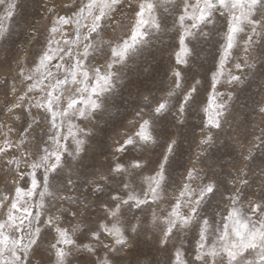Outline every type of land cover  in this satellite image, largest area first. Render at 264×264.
Returning <instances> with one entry per match:
<instances>
[{
	"label": "snow or ice",
	"instance_id": "obj_1",
	"mask_svg": "<svg viewBox=\"0 0 264 264\" xmlns=\"http://www.w3.org/2000/svg\"><path fill=\"white\" fill-rule=\"evenodd\" d=\"M24 2L0 0V41ZM42 6L44 43L31 66L26 57L17 61L25 90L16 95L13 86L16 102L7 108L22 109L27 127L15 143L12 127L0 133V160L14 173V194L0 193V264L37 257L36 264L78 257V264H160L142 251L145 244L168 252V264H264V128L251 141L248 133L245 143L237 138L246 126L242 97L254 84L264 95V0H69L63 14L55 0ZM39 35L29 26L27 43ZM156 44L155 52L169 56L170 86L159 98L144 83L154 72ZM205 45L216 53L201 76L196 62L203 67ZM99 58L103 65L92 63ZM125 93L137 101L130 119ZM193 113L202 114V135L188 167L180 149ZM258 113L264 117V102ZM36 129L47 139L33 154L26 138ZM226 130L237 136L223 143L224 154L238 146L244 164L233 162L222 180L215 170L222 157L209 149ZM102 155L106 170L97 166ZM178 167L182 181L163 209ZM217 197L227 201L225 215L212 207ZM188 234L191 254L181 242Z\"/></svg>",
	"mask_w": 264,
	"mask_h": 264
},
{
	"label": "rangeland",
	"instance_id": "obj_2",
	"mask_svg": "<svg viewBox=\"0 0 264 264\" xmlns=\"http://www.w3.org/2000/svg\"><path fill=\"white\" fill-rule=\"evenodd\" d=\"M65 2H69V0H55V6L58 11L62 14L66 9H64L63 5ZM43 3H47V0H25L23 7L19 10L17 16L15 17L14 22L11 26V35L4 41H0V125L3 127L0 128V133H4L8 131V127H12L14 131L9 134V139H11L14 143L18 142L20 137V133L23 131V128L27 127V123L25 122V116L22 109H16L14 113H8L7 108L10 107L13 103L16 102V95H19L25 90V85L21 83V79L17 76L18 65L17 61L22 57H26L29 66H31V61L36 56V54L40 51L41 45L44 43V37L47 34V28L49 26L48 14L45 13L44 8L42 6ZM49 7H52L53 4L49 3ZM171 24V19L169 20ZM221 21V25H222ZM29 26H34L40 33L39 39L31 44L27 43L28 36V28ZM123 31L117 32L116 36H123ZM111 33H107L105 38H108ZM219 40V37H216ZM166 42H168L166 40ZM160 45L156 44L154 46V54L156 56V60L154 62V72L151 77H149L144 83L147 85V89H150L152 93L157 97H162L164 95L165 90L170 86V81L167 76V66L169 64V56L167 50L164 55L161 56L159 53L155 52L156 48H159ZM216 49L213 45H205L203 49V55L205 57V61L203 62V67H200L201 61H197V71L201 76H205L207 74V69L212 66V55H215ZM211 54V55H210ZM239 56V53H237ZM151 59V57H149ZM104 59L99 58L97 60L92 61V63L103 65ZM15 86L17 89V94L13 95L11 89ZM256 85L254 84L252 88L249 90V94L245 97H242V102L247 105L245 109L240 110L238 107V113L240 119L246 118V126H242L240 128L241 135L237 138L241 143H245L243 139V133H248L247 139L249 141L252 140V133L256 135L259 134L260 128H264V117L259 115L258 106L264 102V95H257ZM35 95V94H31ZM125 98L130 100V106L128 107V116L125 119L131 118L132 107L136 106L137 101L135 98L127 97V93H125ZM27 106V102H25V107ZM36 110H33L35 114ZM14 116H20V120H15ZM201 117L202 114L193 113L188 118V124L185 128L183 142L181 144V156H180V164L184 166H191V162L195 160V154L198 150L197 146L199 140L201 138ZM238 123V121L234 122V127ZM42 127L46 128V125H42ZM33 135H36V139H33ZM237 136V133L232 130H226L225 133H221L216 140V145L209 149V152L214 154L215 157H222L219 163L215 165V170L221 173L220 178L222 180L230 179L228 173L233 172L232 164L235 162V166L242 167L244 161L240 156V149L238 146L228 151V155H225V149L223 147V143L227 142L228 144H232L231 137ZM3 135H0V143L3 142ZM47 136L41 134L40 129H36V132L30 134L26 138V147L33 154L37 153L39 148L44 146V141H46ZM111 143V140L108 141ZM13 153L19 155V153L15 152V149L12 150ZM109 149L105 146L104 153L107 155ZM105 155L98 157V167L102 165V170H106L109 161L105 159ZM259 161V153H257L256 164ZM223 166V167H221ZM23 167V165H22ZM9 166L5 163V161L0 160V193H9L14 194V185L12 184V179L14 173H9ZM254 170L255 165H253ZM184 171L183 167H178L174 173L173 179L175 180V186H171L168 188L165 193V200L161 204V208H168V200L175 192L176 186H178L181 181V173ZM76 177L74 176L73 179ZM91 178V177H90ZM231 188V185H225L222 188L225 191V195H227V190ZM84 191L85 189H81ZM251 191L259 192L258 187H254ZM255 198V197H251ZM95 199V197H93ZM228 204L227 201H220V198L217 197V201L213 203V209L220 213L221 215L226 214V208ZM59 207V205H57ZM64 207H69L66 203ZM246 207V205H245ZM55 211V209H52ZM159 211V209H158ZM68 217L65 218V226H68L67 221ZM97 219V213L93 212L92 220L95 221ZM216 220H220V216H216ZM73 224L76 223L75 220L72 221ZM80 239H84L81 237ZM181 242L184 244L185 249L191 254L194 247V239L192 234H188L187 237H182ZM47 248V244L44 245ZM142 251L146 252L159 261L160 264H168V252L158 251L155 244H145L141 246ZM102 255V253H101ZM43 258L45 260L48 259V254L45 252L43 254ZM83 257H78L74 264H78V261H82ZM39 260L37 257L33 264H36V261Z\"/></svg>",
	"mask_w": 264,
	"mask_h": 264
}]
</instances>
